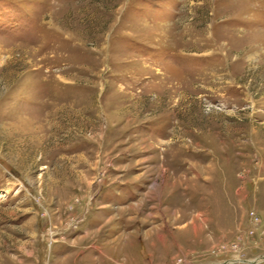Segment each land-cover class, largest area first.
Segmentation results:
<instances>
[{"label":"rangeland","instance_id":"374dc122","mask_svg":"<svg viewBox=\"0 0 264 264\" xmlns=\"http://www.w3.org/2000/svg\"><path fill=\"white\" fill-rule=\"evenodd\" d=\"M0 264H264V0H0Z\"/></svg>","mask_w":264,"mask_h":264}]
</instances>
